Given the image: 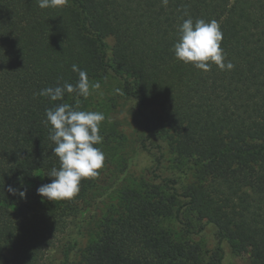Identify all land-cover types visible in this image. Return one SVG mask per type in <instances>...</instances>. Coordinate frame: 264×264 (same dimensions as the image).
<instances>
[{
    "label": "trees",
    "instance_id": "trees-1",
    "mask_svg": "<svg viewBox=\"0 0 264 264\" xmlns=\"http://www.w3.org/2000/svg\"><path fill=\"white\" fill-rule=\"evenodd\" d=\"M189 17L220 24L232 70L213 63L205 72L175 57ZM74 64L89 82L118 77L146 138L193 166L194 182L181 191L170 178L123 189L77 262L66 256L62 264H219L164 227L174 216L192 234L184 207L212 224L219 242L232 240L249 251L250 264H264V0H68L44 9L37 0H0V264H43L101 176L100 169L81 180L72 200L37 194L60 166L46 110L79 100L88 111L75 93L56 101L39 95L75 85Z\"/></svg>",
    "mask_w": 264,
    "mask_h": 264
},
{
    "label": "rangeland",
    "instance_id": "rangeland-1",
    "mask_svg": "<svg viewBox=\"0 0 264 264\" xmlns=\"http://www.w3.org/2000/svg\"><path fill=\"white\" fill-rule=\"evenodd\" d=\"M93 29L98 30V27L93 26ZM105 42L110 54L113 39L108 36ZM96 82L100 88L93 90L87 98V110L105 115L100 125L104 166L95 190L78 214L69 220L66 232L47 253L43 264H62L66 256L69 262H77L96 226L116 204L123 189L144 184L163 185V180L170 178L172 185L181 191L194 182L193 166L179 161L168 145L159 143L155 137L146 138L144 119L138 112L137 102L122 95L121 80L107 73L103 80L90 83ZM180 217L192 225V234L185 232L174 216L164 221V227L176 238L199 243L205 259L214 257L219 264H250L249 251L229 239L219 242L212 224L198 221L185 207Z\"/></svg>",
    "mask_w": 264,
    "mask_h": 264
},
{
    "label": "clouds",
    "instance_id": "clouds-1",
    "mask_svg": "<svg viewBox=\"0 0 264 264\" xmlns=\"http://www.w3.org/2000/svg\"><path fill=\"white\" fill-rule=\"evenodd\" d=\"M68 0H37L40 8L64 7ZM169 0H162L167 6ZM185 15L187 13L185 12ZM179 39L173 45L175 57L185 64L191 63L195 68L205 72L215 64L220 70H232L234 64L226 60L221 47L223 32L216 20L205 21L192 18L183 20L179 25ZM72 70L78 72L79 79L75 85L65 82L63 86L42 89L41 96H47L52 101L63 100L65 92L75 93L87 99L93 90L99 89L100 84L90 83L88 75L77 65ZM119 91V89H117ZM80 109V101L75 106L61 103L55 108L46 110V122L51 125L50 140L54 142L53 153L59 158V168L53 167L46 175L50 183L42 184L37 188V194L50 201L72 200L80 191L83 179L99 176V170L104 166L103 151L95 145L103 142L100 135V125L105 115L99 111H85ZM8 191L15 195L17 189L12 186ZM22 198L26 191H19Z\"/></svg>",
    "mask_w": 264,
    "mask_h": 264
}]
</instances>
